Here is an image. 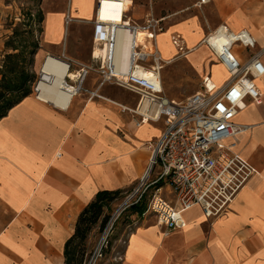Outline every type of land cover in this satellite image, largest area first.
<instances>
[{
  "label": "crops",
  "instance_id": "crops-1",
  "mask_svg": "<svg viewBox=\"0 0 264 264\" xmlns=\"http://www.w3.org/2000/svg\"><path fill=\"white\" fill-rule=\"evenodd\" d=\"M199 1L187 0L166 9L165 15L160 14L162 10L155 15L152 7L155 17L167 16L165 27L175 18L169 30L187 25L200 30L198 41L185 48L186 52L164 59H183L196 51L193 49L202 48L196 44L219 25L233 31L247 29L258 47L264 48V0ZM208 4L213 5L211 18L202 12ZM135 11L133 18L142 17L141 10ZM186 11L188 20L182 15ZM202 23L206 30L200 28ZM90 31L82 56L69 53L59 39L51 40L47 47L40 44L35 55L37 74L48 53L71 61L73 73L78 69L74 63L91 64ZM206 58L199 61V75L211 69ZM261 59L264 64V51ZM176 64L174 72L180 76L172 82V71L165 72L167 64L164 66L163 88L170 96L186 97L197 90L198 83L194 87L188 84L198 77L183 80V74L189 76L190 66L185 61ZM180 68L187 70L181 74ZM76 81L75 77L67 83L75 86ZM96 84L97 76L90 72L65 108L30 93L0 118V264H64V244L74 232L79 213L97 191L124 193L142 176L150 154L145 143L159 135L163 124L136 126L132 115L115 104L132 108L136 96L133 94L134 104H123L109 98L110 89L95 90ZM255 85L260 97L255 103L246 99L235 116L234 121L246 129L232 141L257 174L230 211L210 223L194 206L184 213L185 225L171 230L155 220L147 224L130 221L127 226H134L117 264H264V75L255 79Z\"/></svg>",
  "mask_w": 264,
  "mask_h": 264
},
{
  "label": "built area",
  "instance_id": "built-area-1",
  "mask_svg": "<svg viewBox=\"0 0 264 264\" xmlns=\"http://www.w3.org/2000/svg\"><path fill=\"white\" fill-rule=\"evenodd\" d=\"M105 1L95 0L91 20L71 17L66 11L65 24L75 21L90 25L91 60L95 65L74 63L78 69L73 73L72 62L68 61L65 80L77 78L75 86L68 83L75 87V94L93 72L97 76L95 90L114 85L136 96L132 108L111 101L121 112L130 113L136 126L162 122L163 127L157 137L145 143L150 151L147 166L131 190L126 191L88 264H94L101 256L120 213L141 203L144 197L147 202L143 215H152L166 230L183 227L184 213L194 206L210 223L230 211L236 197L257 174L235 150L232 139L246 126L238 125L234 119L246 99L258 101L260 92L255 79L264 75V48L258 47L256 37L245 28L233 31L219 25L208 31L196 47L208 50V68L220 65L228 78L216 85L210 71H203L197 90L183 100H175L165 92L161 77L171 60L162 58L157 46V35L165 29L167 16L155 17L150 5L142 17L133 18L130 12L135 6L130 0L132 4L121 3L117 10L107 8L109 14H118V21H113L100 17ZM139 32L142 35L138 38ZM170 41L177 55L187 51L179 33H172ZM42 77L40 69L33 86L36 97L37 83Z\"/></svg>",
  "mask_w": 264,
  "mask_h": 264
},
{
  "label": "rangeland",
  "instance_id": "rangeland-1",
  "mask_svg": "<svg viewBox=\"0 0 264 264\" xmlns=\"http://www.w3.org/2000/svg\"><path fill=\"white\" fill-rule=\"evenodd\" d=\"M185 1L187 0H132L135 10H141L144 12L149 9V6L151 5L153 9L155 8L154 13H157L155 15H158L157 10H162L163 12L160 14L165 15L166 9L176 8L179 4ZM94 6L95 0H0V63L3 58V54L6 52L4 41L6 37L11 34L15 26L19 27V32L30 37V43L37 42L38 48L40 44L47 47V43H51V40L59 39L60 45L64 47L66 46V49L69 53L79 56L85 55L86 48L84 46L87 44L90 25L75 21L65 24L64 16L66 11L69 10L71 17L91 20L93 18ZM212 8V4L204 5L202 12H205L209 17L210 13L212 12ZM135 10H131L130 15L135 14ZM28 13H31L29 18L27 16ZM50 13L55 14V21L58 23L59 27H61V30L60 32L56 31L54 35L44 36L45 17ZM196 14L202 20V13L198 12ZM182 15H185L184 18H187V20L189 19V11H186ZM174 19V17H171L166 23L167 30L165 27V29L157 35V46L162 58L173 56L178 53L177 49L170 41V35L172 33L180 34L185 48L194 44L199 38L200 30L196 26L187 25L185 27H174L169 30V27L176 21ZM58 25L57 28H59ZM202 27L204 30H206L205 23H202L200 28L202 29ZM15 43V45H17L19 48L20 43ZM35 55L33 56L32 65L27 67V70L32 75V81L30 82L31 93H33V86L38 79V74L35 69ZM206 57L207 50L203 46L183 59H176L175 61L177 63L185 61L190 66L191 72L189 76L187 74H183V80L192 78L193 76L199 77L198 75L201 68L199 61ZM175 61L167 64L164 68L165 72L167 69L172 71L170 73L172 77L170 82L175 81L173 77L180 76V73L174 72V67L177 66ZM39 64L40 63H38V65ZM90 65H95L94 61H92ZM187 68H180L181 74L185 73L184 70H187ZM210 71L211 80L216 85L225 82L228 78L224 69L220 65H212ZM198 80L199 78H196L197 83H199ZM190 81L192 82L193 79ZM168 87L169 86H167V88ZM102 89V91L110 89L108 96L114 101L121 102L123 104L129 102L134 104L135 102V96L122 88L116 87L114 85H104ZM168 90H170V88H168ZM165 92L168 94L167 91ZM170 97L174 98L175 100H183L185 98V96ZM129 190H131V188ZM125 194L126 192L119 195L117 199L111 201L108 206L103 209L101 219H99L96 224L90 227L83 245L80 246L82 250L81 252L83 254V262L81 264H88L92 254L94 253L100 236L103 234V231L107 227V224L115 210L123 202L124 197L126 196ZM141 202L146 204L147 198L144 197ZM154 220L155 218L152 215H138L132 211L131 207H127L115 220L107 238L106 247L101 250V256L96 258L94 264H117L120 260V255L123 251L127 235L129 234L131 227L134 226L131 225V223L129 224L130 226H127V224L130 221L137 222V224H141L142 221H145V224H147L149 222H154Z\"/></svg>",
  "mask_w": 264,
  "mask_h": 264
},
{
  "label": "trees",
  "instance_id": "trees-1",
  "mask_svg": "<svg viewBox=\"0 0 264 264\" xmlns=\"http://www.w3.org/2000/svg\"><path fill=\"white\" fill-rule=\"evenodd\" d=\"M27 16L29 18L31 13H28ZM18 28L15 26L4 41L6 52L0 63V118L7 114L12 106L31 93L32 75L27 67L32 65L38 43H30V37L19 32ZM15 42L20 43L19 48ZM121 194L120 190H99L95 198L85 205L76 219L73 234L64 244V264H81L83 262L80 246L83 245L90 227L101 219L103 209ZM145 206V203L141 202L131 208L134 213L142 215Z\"/></svg>",
  "mask_w": 264,
  "mask_h": 264
},
{
  "label": "bare ground",
  "instance_id": "bare-ground-1",
  "mask_svg": "<svg viewBox=\"0 0 264 264\" xmlns=\"http://www.w3.org/2000/svg\"><path fill=\"white\" fill-rule=\"evenodd\" d=\"M208 2L209 0H203V2L201 3L206 4ZM121 3L132 4L130 0H106L105 2H102L100 17L107 19L112 18L114 19L113 21H118V14H109L107 8H115V10H117ZM54 15L55 14L50 13L45 17L44 36L54 35L56 31L60 32L61 30V27H59L58 23H56L55 21ZM57 25L59 28H57ZM141 35V32H139L137 34L138 38ZM193 50H198V48ZM172 61L173 60L167 62V64L171 63ZM67 67L68 64L65 62V60L58 58L50 53L44 55L40 64L41 74L43 77L37 83L39 98L45 101H50L51 103L61 108H65L67 106L71 99L72 93H74L75 91V87H70L65 80ZM196 83L197 82L192 81L188 84V86L194 87ZM243 107L244 106H242V108ZM191 210L192 209H190L189 211Z\"/></svg>",
  "mask_w": 264,
  "mask_h": 264
}]
</instances>
